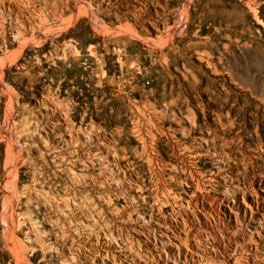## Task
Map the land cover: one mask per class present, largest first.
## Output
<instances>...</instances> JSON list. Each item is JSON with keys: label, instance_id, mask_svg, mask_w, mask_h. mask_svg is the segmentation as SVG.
Wrapping results in <instances>:
<instances>
[{"label": "rangeland", "instance_id": "obj_1", "mask_svg": "<svg viewBox=\"0 0 264 264\" xmlns=\"http://www.w3.org/2000/svg\"><path fill=\"white\" fill-rule=\"evenodd\" d=\"M0 264H264V0H0Z\"/></svg>", "mask_w": 264, "mask_h": 264}, {"label": "bare ground", "instance_id": "obj_2", "mask_svg": "<svg viewBox=\"0 0 264 264\" xmlns=\"http://www.w3.org/2000/svg\"><path fill=\"white\" fill-rule=\"evenodd\" d=\"M20 252V251H19ZM19 254V253H18ZM19 256V255H18ZM24 257V256H23ZM23 260V259H22Z\"/></svg>", "mask_w": 264, "mask_h": 264}]
</instances>
